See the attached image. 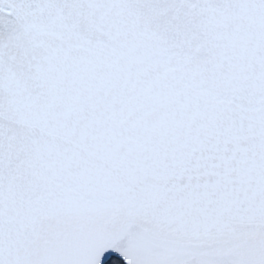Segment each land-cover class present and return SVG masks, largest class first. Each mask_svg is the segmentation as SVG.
I'll return each mask as SVG.
<instances>
[{
  "label": "snow or ice",
  "instance_id": "snow-or-ice-1",
  "mask_svg": "<svg viewBox=\"0 0 264 264\" xmlns=\"http://www.w3.org/2000/svg\"><path fill=\"white\" fill-rule=\"evenodd\" d=\"M0 264H264V0H0Z\"/></svg>",
  "mask_w": 264,
  "mask_h": 264
}]
</instances>
